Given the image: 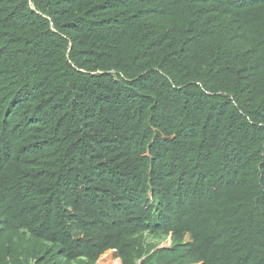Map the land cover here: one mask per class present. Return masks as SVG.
I'll return each mask as SVG.
<instances>
[{"label":"trees","instance_id":"trees-1","mask_svg":"<svg viewBox=\"0 0 264 264\" xmlns=\"http://www.w3.org/2000/svg\"><path fill=\"white\" fill-rule=\"evenodd\" d=\"M0 264H264V0H0Z\"/></svg>","mask_w":264,"mask_h":264}]
</instances>
